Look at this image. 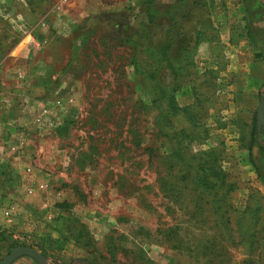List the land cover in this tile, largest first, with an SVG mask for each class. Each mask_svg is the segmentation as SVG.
Masks as SVG:
<instances>
[{
    "label": "rangeland",
    "instance_id": "rangeland-1",
    "mask_svg": "<svg viewBox=\"0 0 264 264\" xmlns=\"http://www.w3.org/2000/svg\"><path fill=\"white\" fill-rule=\"evenodd\" d=\"M167 63L186 116L151 105ZM261 101L264 0H0L1 260L264 264V129L247 150ZM210 150L230 194L193 178Z\"/></svg>",
    "mask_w": 264,
    "mask_h": 264
},
{
    "label": "trees",
    "instance_id": "trees-1",
    "mask_svg": "<svg viewBox=\"0 0 264 264\" xmlns=\"http://www.w3.org/2000/svg\"><path fill=\"white\" fill-rule=\"evenodd\" d=\"M167 34L168 32H166V39L169 38ZM172 45H173L172 42H168L166 40L164 44H162V46L158 48L161 50L163 49L164 51L167 52V50L170 51L173 48ZM166 56H169V55L166 53ZM165 68L170 71V75L173 77L171 81L172 83L170 87L165 91L159 88L157 89L158 92H156L154 96L155 98L151 100V105L155 106V105H159L163 103L166 106L164 110V113L166 116L175 117L177 116V114H183L186 116V112H188L187 110L189 109V106L184 107V108H179L177 105L176 97H175V94L177 93L180 87V85L177 83V80L179 77L177 71L179 69H176L175 66H173V63H167ZM156 72H158V68L155 69L154 73L156 74ZM150 80L152 81L156 80V78H154V75L150 76ZM187 116H188V113H187ZM158 117L159 119L158 121H156V126L159 129H162L163 127L162 124H164V122H162L163 117L161 116V114L158 115ZM193 120H194V117H190V123L193 122ZM188 122H189V119H188ZM171 124L172 123L168 119L167 125L165 126L170 127ZM159 129H158L159 133L163 135L166 134L165 131L159 130ZM180 134L181 133L179 134L172 133L171 135H169V138L172 141H176L177 136H179ZM262 134H263V131L258 133L255 122H254V125L252 126V130H251V135H252L251 144H249L247 148L250 158H252V150H253V146L255 145L254 143L255 142L257 143L255 137H257L258 135H262ZM197 157H198V162H197L196 170H195L194 177H193L196 183L200 187L204 188V190L209 191V192L216 190V191L223 192L224 195L230 194L233 191V186L227 182V176L225 172L223 171L221 164H220L222 161V152H219L216 150H210L207 152H201ZM64 220L66 222L65 224L62 225V229H60L59 232L62 235H67V236H61L62 241H61V244L59 245H56L52 241H50L51 246H53V244L58 246L57 249L54 248L55 250H62L66 246V244L70 242V240H73V238L70 239L68 237V235H70L71 237H73L74 235L72 228L68 227L66 229L68 231L67 233L63 231L66 223H69V222L73 223V221L69 219L67 220L64 219ZM16 246H13L12 249L15 248ZM40 251L43 256L47 257L45 247L43 249V246H40Z\"/></svg>",
    "mask_w": 264,
    "mask_h": 264
},
{
    "label": "water",
    "instance_id": "water-1",
    "mask_svg": "<svg viewBox=\"0 0 264 264\" xmlns=\"http://www.w3.org/2000/svg\"><path fill=\"white\" fill-rule=\"evenodd\" d=\"M256 129L258 133L264 129V101H261L257 106ZM24 256L31 258L37 264H47L46 258L30 247H18L13 249L0 261V264H12L18 258Z\"/></svg>",
    "mask_w": 264,
    "mask_h": 264
},
{
    "label": "crops",
    "instance_id": "crops-1",
    "mask_svg": "<svg viewBox=\"0 0 264 264\" xmlns=\"http://www.w3.org/2000/svg\"><path fill=\"white\" fill-rule=\"evenodd\" d=\"M261 87H262V86H258L259 89H260ZM224 94H225L224 92H221V91H220V93H218L216 96H214L213 99H215V101H217L216 99L219 98L220 101H221V99L223 98ZM13 210H14V209H13ZM4 211H6V210H4ZM13 222H14V218H13V217H11V220L8 221V220H6V219L3 217V215H2V218H0V231L3 230V229H10V231L13 232V231H14V228H12V227H14V225H15V223L13 224ZM12 224H13V225H12ZM13 238H16V235H13ZM62 258H63V257H62ZM0 260H1V257H0ZM33 261H34V260H32L31 258L24 256V257H20V258H18V259H17L16 261H14L12 264H34V263H36L35 261H34V263H33ZM61 261H62L64 264H66L64 259H61ZM67 261H68V260H67ZM36 264H37V263H36Z\"/></svg>",
    "mask_w": 264,
    "mask_h": 264
},
{
    "label": "built area",
    "instance_id": "built-area-1",
    "mask_svg": "<svg viewBox=\"0 0 264 264\" xmlns=\"http://www.w3.org/2000/svg\"><path fill=\"white\" fill-rule=\"evenodd\" d=\"M12 214H13L12 210H6V211L3 212V217L6 220L10 221L11 217H12Z\"/></svg>",
    "mask_w": 264,
    "mask_h": 264
}]
</instances>
